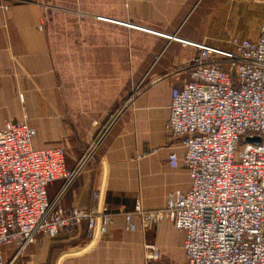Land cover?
Returning a JSON list of instances; mask_svg holds the SVG:
<instances>
[{
    "label": "crops",
    "instance_id": "0c3cea01",
    "mask_svg": "<svg viewBox=\"0 0 264 264\" xmlns=\"http://www.w3.org/2000/svg\"><path fill=\"white\" fill-rule=\"evenodd\" d=\"M263 22L264 0H0V128L27 123L36 130L35 148L63 146L73 167L124 107L59 200L65 208H91L99 191L98 205L115 214L108 231L92 238L84 222L74 236L42 237L22 252L7 243L5 264H189L186 232L168 219L148 231L135 208L164 209L171 194L192 187L185 149L167 122L173 88L189 80L199 52L127 24L230 48L233 38L258 40ZM63 184L48 186L49 201ZM148 242L160 247V260L147 262Z\"/></svg>",
    "mask_w": 264,
    "mask_h": 264
},
{
    "label": "built area",
    "instance_id": "2783aa9c",
    "mask_svg": "<svg viewBox=\"0 0 264 264\" xmlns=\"http://www.w3.org/2000/svg\"><path fill=\"white\" fill-rule=\"evenodd\" d=\"M127 25L193 45L199 52L189 80L173 88L167 122L170 137L185 149L192 187L171 194L164 209L145 210L138 203L135 211L143 226L156 227L168 219L184 230L189 264H264V22L258 40L233 38L230 48ZM123 108L110 114L73 167L66 164L65 147L35 148L36 130L27 123L9 120L0 128V264H5L2 246L7 243L22 252L42 237L74 236L84 222L92 238L108 231L115 214L98 205L99 191L91 208H65L59 200ZM169 161L179 165L176 153ZM58 179L64 180L63 188L51 202L48 186ZM131 217L127 212L128 228ZM144 249L148 262L161 259L156 243H145Z\"/></svg>",
    "mask_w": 264,
    "mask_h": 264
},
{
    "label": "rangeland",
    "instance_id": "374dc122",
    "mask_svg": "<svg viewBox=\"0 0 264 264\" xmlns=\"http://www.w3.org/2000/svg\"><path fill=\"white\" fill-rule=\"evenodd\" d=\"M104 126V125H103ZM90 145V144H89ZM89 145L87 146V148L89 147ZM86 148V149H87ZM85 149V150H86ZM85 150L81 153L80 157L83 155V153L85 152ZM80 157L78 158V160L80 159ZM78 160L76 161V163L78 162ZM75 163V164H76ZM146 228V227H145ZM156 227L155 226H152L151 228H146L148 231H153ZM148 262V261H147ZM167 264H173V263H167Z\"/></svg>",
    "mask_w": 264,
    "mask_h": 264
},
{
    "label": "water",
    "instance_id": "95a60500",
    "mask_svg": "<svg viewBox=\"0 0 264 264\" xmlns=\"http://www.w3.org/2000/svg\"><path fill=\"white\" fill-rule=\"evenodd\" d=\"M248 139H249V138H248ZM255 141H256V142H259V141H260V139L256 138V139H255Z\"/></svg>",
    "mask_w": 264,
    "mask_h": 264
}]
</instances>
